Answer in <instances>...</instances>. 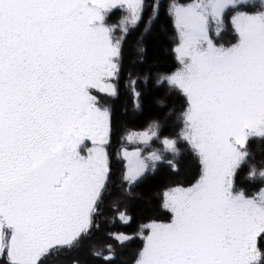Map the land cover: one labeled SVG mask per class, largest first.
<instances>
[{"label":"snow or ice","instance_id":"snow-or-ice-1","mask_svg":"<svg viewBox=\"0 0 264 264\" xmlns=\"http://www.w3.org/2000/svg\"><path fill=\"white\" fill-rule=\"evenodd\" d=\"M61 261L264 264V0H0V264Z\"/></svg>","mask_w":264,"mask_h":264},{"label":"trees","instance_id":"trees-1","mask_svg":"<svg viewBox=\"0 0 264 264\" xmlns=\"http://www.w3.org/2000/svg\"><path fill=\"white\" fill-rule=\"evenodd\" d=\"M135 39L133 38L129 44V56L132 63L129 65V71L134 76L135 79L141 77L143 75L144 69L146 68V64L141 63L136 58L135 53ZM145 44L148 49V57L151 60L154 55L161 59H168V53L166 51L167 45L161 41H158L155 37V34L146 37ZM126 81L122 80L121 82V97L118 101L115 102L113 120L120 128L121 136L125 134L128 129L143 131L146 129L148 122L150 121L153 115V107L151 106L150 100L148 98H143L142 100V108L137 109L135 106L131 104V99L128 95V91L125 87ZM138 89H142V82L138 84ZM132 112L130 118H128L125 113L127 111ZM165 179V170L161 169L159 174L150 175L149 178L145 181V183L141 186L139 191L147 193L152 188H154L157 184ZM150 211V205L147 200H140L134 202L130 206V214L133 215L137 220H139L144 215L148 214ZM136 228V223H133L129 226L119 225L117 224V229L131 233ZM97 243H102L100 238L97 239ZM78 259L85 261L91 260V257L87 255L86 252H81ZM71 259V258H69ZM119 260V256H118ZM60 264H68V261H61Z\"/></svg>","mask_w":264,"mask_h":264},{"label":"rangeland","instance_id":"rangeland-1","mask_svg":"<svg viewBox=\"0 0 264 264\" xmlns=\"http://www.w3.org/2000/svg\"><path fill=\"white\" fill-rule=\"evenodd\" d=\"M136 61H137V63H138L139 60H136ZM132 78L135 79L134 76H133ZM128 95H129V97H130V99H131V104H132L133 106H135V105H134V102H133L132 95H131V93H130L129 91H128ZM125 115H126L128 118H130L131 115H132V112H130V111L128 110V111L125 113ZM135 132H140V131H137V130H130V129H128V131H126L124 135H126V134H128V133H135Z\"/></svg>","mask_w":264,"mask_h":264}]
</instances>
